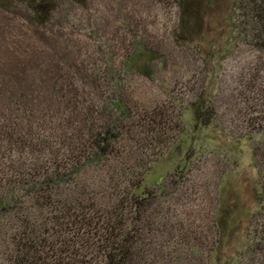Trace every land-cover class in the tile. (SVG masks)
Segmentation results:
<instances>
[{"label":"rangeland","instance_id":"1","mask_svg":"<svg viewBox=\"0 0 264 264\" xmlns=\"http://www.w3.org/2000/svg\"><path fill=\"white\" fill-rule=\"evenodd\" d=\"M17 1L0 6V104L15 97V88L24 89L51 108L44 111L45 125L74 133L75 146L88 131L84 116L90 113L80 108L105 80L118 82L107 93L124 98L131 111L114 154L98 166L81 161L82 172L59 182L61 189L67 194L75 182V193L90 191L89 203L102 201L100 217L113 203L126 204L125 191L133 192L137 180L157 195L155 225L140 231L153 264H264V54L240 36L238 0H185L196 7L192 14H184L178 0H36L38 16ZM68 66L76 99L58 85ZM54 94L57 100L48 101ZM198 95L213 109L208 126L193 121L190 105ZM118 112L110 110L114 118ZM33 115L34 125L38 110ZM3 148L5 166L22 160L23 154ZM4 181L0 169L2 198ZM30 193L18 204L32 202ZM85 214L94 227L95 214ZM54 215L35 208L26 214L36 224ZM160 217L166 225L158 224ZM19 221L0 212V264H22L20 245L28 240L35 264H53V252L37 242L48 244L53 232L42 226L29 236ZM63 222L61 237L78 240L77 224Z\"/></svg>","mask_w":264,"mask_h":264},{"label":"trees","instance_id":"2","mask_svg":"<svg viewBox=\"0 0 264 264\" xmlns=\"http://www.w3.org/2000/svg\"><path fill=\"white\" fill-rule=\"evenodd\" d=\"M22 1L32 11L31 16L36 14L38 16V13L34 12L36 11L35 6H37L36 0ZM17 2V0H0V6H11ZM177 5L184 14L197 12L196 7L193 9L191 3L185 0H178ZM237 6L241 9L242 15L238 25L241 29L240 36L254 43L264 54V0H238ZM68 67L69 70H66L67 75L61 77L63 81L58 85L68 87L67 93L72 92L70 98L76 99L77 96L73 90L74 81H72L70 75L71 67ZM80 70H84L83 65L78 67V72ZM82 74L81 79L84 78V73ZM112 81L113 77L111 81L110 79L108 81L105 80L103 90L100 93L92 91L94 93L92 101L89 104L86 103L85 107L82 106L80 108H85L90 113L87 116L88 118L84 116L88 131L86 134L87 138L84 139L80 146H75V135L71 131L60 133V130L64 129L63 126L58 130L55 126L45 125L43 116L46 114L44 113L51 108L44 101L29 98L24 89L18 91L15 88V97L9 96L4 104H0V109H3L0 110V115H3L5 119V122L0 124V151L3 146L9 151H16L19 156H22V154L24 156V159L22 156V160H10L12 162L7 166L0 161V169H2L5 176V181L2 182L5 197L2 198L3 195L0 197V212H7L9 215L12 214L16 220H20L19 224L22 232H24L23 234L34 235L38 230L37 227L42 228V226L47 230H51L53 239L48 244L44 242V238L37 242L38 245L45 244V247L53 252V257H56L53 264H153L156 259L155 255L150 258L145 256L147 252L142 246L147 243L144 242L147 236L144 233L140 235L142 234L140 231L144 229L151 231L152 225H155L154 220L158 211L154 205L157 195L145 188L140 189L138 180V184L133 186L135 189L133 192H129L130 190L127 191L123 187L126 190L125 196L129 197L126 198V204L122 201L113 203L114 207L112 210H108V213L106 212L103 217H100L101 213L99 214L101 211L99 203L102 201L95 199L89 203L88 194L90 191L84 190L85 192H83L79 189L75 193L74 190H78L76 183L70 182L72 186L68 189H73L66 194L61 189V186L58 185L59 182L63 180L66 182L71 176H75L72 174H78V172L80 174L82 172L81 161L87 163L92 161L97 163V166L101 165L103 157L105 155H113L116 147L121 144L122 133L119 129L125 126V120L127 121L131 111L124 98L120 95L107 93L111 88L110 84ZM96 82L97 80L94 81L93 89ZM112 85H118V82L112 83ZM98 88H102V86L98 85ZM59 95L61 94L59 93ZM54 97L55 99L51 96L52 99L48 101L57 100V94H54ZM85 99L88 100V97ZM58 101L61 103L60 99ZM38 103L41 104L39 105ZM81 103L85 104L84 102ZM113 108L119 111L115 118L110 113ZM35 109L38 110V116L36 115L38 119L33 125L30 117H34L33 111ZM190 109L195 125L199 124V126L203 127L211 124L213 109L209 101L204 97L198 95L191 103ZM7 112H10V114ZM97 112L100 117L94 116V113ZM39 115L42 116L39 117ZM74 115L75 113L72 111L71 120L75 118ZM11 116L20 120L15 119L14 121ZM97 120L99 121L98 123ZM10 121L14 122L10 124ZM154 122H157L156 118L153 119L151 117L149 124H155ZM74 129L77 131L78 127L76 126ZM53 130H56V132H53ZM78 132L80 131L78 130ZM41 141L43 142L41 143ZM43 143L47 147L42 150L41 145ZM81 148L83 149L81 150ZM43 156L44 160H42ZM65 177L68 178L65 179ZM120 187H118V190L115 188V194L119 195ZM31 190L33 191V201L29 202L28 205H23L24 203L19 205V197L23 194V196H31ZM73 195H78L80 199L81 195L85 197L81 200L76 197L77 199L75 200L71 198ZM85 199L87 201L86 204L80 205V201ZM91 204L92 208L89 209ZM29 208H35L37 211L46 210L50 214L55 213V215L46 218L48 221L46 223L36 224V222L26 216ZM91 210L95 214L96 219L94 227L91 224V219H87L88 214H85V211L90 213ZM81 212H84V214L80 215ZM56 213L61 214L56 216ZM65 219L75 222V225L77 224L78 227L75 226L73 232H81L78 240L68 241L61 237V233L65 232L63 223L67 225V222H63ZM162 219L160 217L158 224L166 225ZM70 231L71 229L68 230V233ZM153 233L151 234L152 237H154ZM63 244L65 247L62 246ZM20 248H24L22 264H35V255L33 253L35 246L30 244L28 240L27 242L23 241ZM214 251L218 258L217 247ZM220 257L224 256L220 253Z\"/></svg>","mask_w":264,"mask_h":264}]
</instances>
